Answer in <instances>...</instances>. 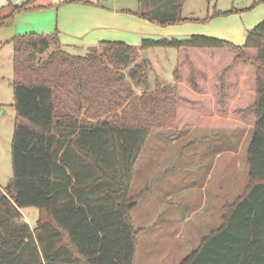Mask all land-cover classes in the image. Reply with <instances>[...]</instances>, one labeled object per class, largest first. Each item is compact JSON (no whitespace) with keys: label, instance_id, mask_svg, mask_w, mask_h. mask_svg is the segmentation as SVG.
Masks as SVG:
<instances>
[{"label":"trees","instance_id":"1","mask_svg":"<svg viewBox=\"0 0 264 264\" xmlns=\"http://www.w3.org/2000/svg\"><path fill=\"white\" fill-rule=\"evenodd\" d=\"M138 1L139 10L128 12L160 25L206 23L239 12L215 9L193 18L181 15L184 0ZM33 2L9 3L0 26ZM11 43L13 176L9 187L0 186V264H135L136 165L153 132L175 126L179 97L178 84L149 90V61L138 58L152 47L230 50L235 62L255 69L248 186L180 264H264V19L242 45L194 33L144 38L140 46L102 40L80 55L62 47L58 29L16 35ZM174 74L181 79L178 68ZM137 87L144 91L138 94ZM26 207L39 209L33 229L23 219Z\"/></svg>","mask_w":264,"mask_h":264},{"label":"rangeland","instance_id":"2","mask_svg":"<svg viewBox=\"0 0 264 264\" xmlns=\"http://www.w3.org/2000/svg\"><path fill=\"white\" fill-rule=\"evenodd\" d=\"M105 1L134 11L140 8L138 0ZM254 2L184 0L181 15L205 18L215 9L236 8L250 11L249 15L261 21L264 2L248 9ZM245 20V17L221 16L208 30L226 34L229 28L234 31L239 27L238 22ZM192 22L185 24L190 27L195 25ZM161 26L169 27L162 32L159 28L161 34H179L189 28H182L183 23L158 24ZM161 34L155 38H163ZM52 48L41 59L47 58ZM234 57V52L218 49L180 53L174 47H152L147 53L149 90L175 79L177 68L181 81L175 126L155 130L136 165L131 189L137 200L132 219L139 231L135 264H180L205 235L220 226L223 207L234 202L248 186L247 149L256 120L252 109L256 98L255 69L235 62ZM143 59L140 52L138 61ZM136 89L138 94L144 91L143 87ZM0 92V186L5 189L13 176L16 115L10 78L0 82ZM22 213L23 219L35 228L39 209L26 207Z\"/></svg>","mask_w":264,"mask_h":264},{"label":"crops","instance_id":"3","mask_svg":"<svg viewBox=\"0 0 264 264\" xmlns=\"http://www.w3.org/2000/svg\"><path fill=\"white\" fill-rule=\"evenodd\" d=\"M26 1L0 0V18L10 12L9 3L22 4ZM127 9L128 7L121 8L105 0H34L30 9L18 13L11 24L0 26V82L5 78H10L13 88L14 46L11 40L16 35L30 32L50 34L58 29L60 42L65 50L73 54L86 55L90 47L97 45L102 40H120L140 46L144 38H155L161 34L162 30L169 28L168 26L158 27V23L128 12ZM244 10L229 14L241 19L245 17L246 20L243 23L238 22L239 27H236L234 31L229 28L227 32H224L226 34H217L215 30H208L211 29L212 26H208L213 21L221 18L218 16L206 23L193 21L195 25H198H190V27L193 26V30H189L188 24L191 21L188 24L183 23L182 28H186V26L189 28L177 32L179 34L163 32L161 35L163 37H185L194 34L193 32H202L200 34L219 35L234 40V43L236 41L235 44L242 45L246 40L247 31L260 22V18L257 19L249 15L250 11ZM199 24L201 25L199 26ZM159 28L160 33L158 32ZM210 31L215 32L211 33ZM194 50L202 49H190V51ZM150 51L151 48L148 49V54ZM182 51L186 52L184 49L179 50L180 53ZM180 81L173 77L168 81V84L174 85ZM26 222L28 223L27 220Z\"/></svg>","mask_w":264,"mask_h":264},{"label":"water","instance_id":"4","mask_svg":"<svg viewBox=\"0 0 264 264\" xmlns=\"http://www.w3.org/2000/svg\"><path fill=\"white\" fill-rule=\"evenodd\" d=\"M147 53H148V49L142 50V54H143L144 59L147 58ZM0 111H2L1 105H0ZM7 187H9V186H7Z\"/></svg>","mask_w":264,"mask_h":264}]
</instances>
